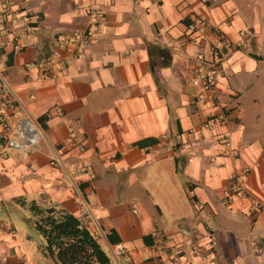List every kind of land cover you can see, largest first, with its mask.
<instances>
[{
  "label": "crops",
  "instance_id": "0c3cea01",
  "mask_svg": "<svg viewBox=\"0 0 264 264\" xmlns=\"http://www.w3.org/2000/svg\"><path fill=\"white\" fill-rule=\"evenodd\" d=\"M0 55V264H54L17 230L32 224L18 198L75 214L86 201L114 264L119 242L145 264L156 232L186 264L264 261V0H0ZM207 63L218 74L200 98L191 78ZM25 118L39 138L10 146ZM56 147L77 170L50 161Z\"/></svg>",
  "mask_w": 264,
  "mask_h": 264
},
{
  "label": "built area",
  "instance_id": "2783aa9c",
  "mask_svg": "<svg viewBox=\"0 0 264 264\" xmlns=\"http://www.w3.org/2000/svg\"><path fill=\"white\" fill-rule=\"evenodd\" d=\"M191 28L194 29L195 23L188 24ZM81 41L84 43L87 42L89 38V32L78 34ZM42 70L47 75H54L59 70V64L56 59V53L51 52L46 55L41 62ZM6 68L5 59L0 55V81L2 80V74ZM218 74V67L214 63L201 64L195 74L191 78V83L200 88L199 96L200 98L207 97L208 93L213 89L216 76ZM39 123L36 120H31L25 118L22 126L17 130L11 138L7 139V143L10 146H21L23 142L19 141V136L23 138V141L27 143H33L39 138ZM68 140L72 141L73 137H69ZM224 142L229 144L227 136H224ZM50 161L53 164H58L62 166L66 171L68 170H77L76 166L72 164H67L62 157V149L56 147L53 150ZM68 166H71V169H68ZM248 171V168H245L242 172L234 174L233 182L230 187L224 190L225 196L230 200L235 196H240L245 194L244 189V174ZM135 210V204L133 205ZM77 216L79 220L84 224H90L93 219V214L91 208L86 201H82L80 204ZM201 234L196 229L193 228L189 233V241L191 243V250L196 253H202L203 244H201ZM209 246L210 243H208ZM153 253L145 264H186L182 259V253L178 248H174L171 251L166 250V246L163 242V238L160 232H156L153 236V242L151 244ZM112 254L115 258L116 264H135V261L131 253L124 247L122 243H117L115 248L112 249ZM166 255L167 257H164Z\"/></svg>",
  "mask_w": 264,
  "mask_h": 264
},
{
  "label": "trees",
  "instance_id": "16d2710c",
  "mask_svg": "<svg viewBox=\"0 0 264 264\" xmlns=\"http://www.w3.org/2000/svg\"><path fill=\"white\" fill-rule=\"evenodd\" d=\"M18 202L28 208L32 224L42 237L39 248L54 264H114L99 236L90 224L82 223L77 214L58 203L27 201L24 198H18ZM106 238L109 243L120 240L114 229L106 232ZM144 240L148 244L153 242L149 235L144 236ZM15 264L29 263L20 261Z\"/></svg>",
  "mask_w": 264,
  "mask_h": 264
},
{
  "label": "rangeland",
  "instance_id": "374dc122",
  "mask_svg": "<svg viewBox=\"0 0 264 264\" xmlns=\"http://www.w3.org/2000/svg\"><path fill=\"white\" fill-rule=\"evenodd\" d=\"M23 218V214H18V219L19 218ZM28 221H25L23 219V221H18L16 222V228L19 232H26L31 236V239L36 241L38 239V241H42V237L41 235L35 230L34 226L32 224H30ZM29 264H40V263H36L34 261H30Z\"/></svg>",
  "mask_w": 264,
  "mask_h": 264
}]
</instances>
